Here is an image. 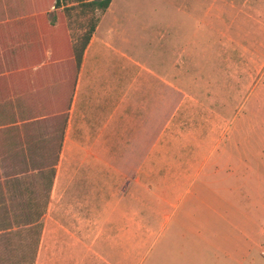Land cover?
I'll use <instances>...</instances> for the list:
<instances>
[{
	"label": "rangeland",
	"instance_id": "rangeland-1",
	"mask_svg": "<svg viewBox=\"0 0 264 264\" xmlns=\"http://www.w3.org/2000/svg\"><path fill=\"white\" fill-rule=\"evenodd\" d=\"M56 2L0 0V264H84L71 256L101 208L99 194L71 189L64 134L78 76L73 44L92 14L67 15ZM97 16L98 36L121 22L116 39L104 40L109 47L149 64L154 50L174 80L229 118L225 142L264 161V0H112ZM100 49L111 62L112 51ZM46 201L37 248L31 220ZM176 234L169 228L144 256L146 248L134 258L125 249L124 264H183L191 236Z\"/></svg>",
	"mask_w": 264,
	"mask_h": 264
},
{
	"label": "crops",
	"instance_id": "crops-1",
	"mask_svg": "<svg viewBox=\"0 0 264 264\" xmlns=\"http://www.w3.org/2000/svg\"><path fill=\"white\" fill-rule=\"evenodd\" d=\"M120 23L102 36L97 25L68 108L71 189L101 198L71 257L124 264L125 249L134 258L146 248L144 256L171 228L191 236L183 264H264V161L225 142L229 118L174 80L154 50L149 64L109 47L104 40L116 39ZM100 45L123 62L107 63Z\"/></svg>",
	"mask_w": 264,
	"mask_h": 264
},
{
	"label": "trees",
	"instance_id": "trees-1",
	"mask_svg": "<svg viewBox=\"0 0 264 264\" xmlns=\"http://www.w3.org/2000/svg\"><path fill=\"white\" fill-rule=\"evenodd\" d=\"M112 0H73L72 4L73 5H68V0H57L55 6L57 8L64 7V11L66 12L67 15H70V10L71 9H78L80 14H85L87 12L91 13V17L89 19V27L82 33V35L76 40V42L73 44V56L75 59L76 67L77 70L80 69L85 50L87 46L90 43V40L93 36V33L97 27V24L99 22V17L97 16V12H104L108 9L110 3ZM55 169H52L50 171V174L48 175V191L50 193L53 182H54V177H55ZM49 193H48V198H49ZM47 207V201L45 205H43L39 210V212L33 217L31 220V224L33 227L37 229L38 237L36 239V247L38 248L39 241H40V236L43 228V223H42V217L45 213ZM36 257V255H35ZM34 257V259H35Z\"/></svg>",
	"mask_w": 264,
	"mask_h": 264
}]
</instances>
